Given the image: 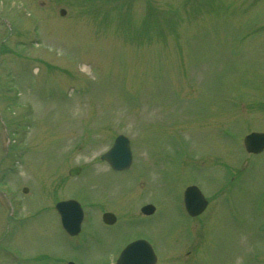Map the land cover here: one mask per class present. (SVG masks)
Listing matches in <instances>:
<instances>
[{"label":"rangeland","instance_id":"1","mask_svg":"<svg viewBox=\"0 0 264 264\" xmlns=\"http://www.w3.org/2000/svg\"><path fill=\"white\" fill-rule=\"evenodd\" d=\"M0 39V109L29 146L0 166L20 199L0 185V264H115L138 236L157 264H264V150L239 143L264 132V0H0ZM117 133L126 172L100 160ZM182 183L209 197L192 221L174 207ZM66 196L92 217L81 248L52 208ZM145 201L157 209L139 217Z\"/></svg>","mask_w":264,"mask_h":264},{"label":"water","instance_id":"2","mask_svg":"<svg viewBox=\"0 0 264 264\" xmlns=\"http://www.w3.org/2000/svg\"><path fill=\"white\" fill-rule=\"evenodd\" d=\"M262 143L264 144V135L263 134H255ZM261 148V147H260ZM253 149V150H259ZM103 158L107 159L113 166L117 168H123L128 165L130 161V151L128 147V139L122 135L117 136L113 146L108 150L104 155ZM75 172V169L73 170ZM199 205V204H198ZM201 206V204H200ZM199 206V207H200ZM108 216V215H107ZM107 220L108 217H106ZM124 252V253H123ZM121 254V264H151L153 257L147 254H133L129 251H123ZM126 252V253H125Z\"/></svg>","mask_w":264,"mask_h":264}]
</instances>
